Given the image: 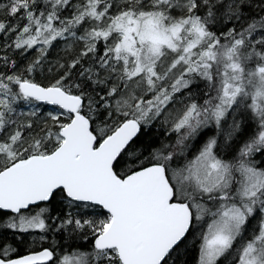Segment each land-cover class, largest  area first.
<instances>
[{
  "label": "snow or ice",
  "instance_id": "6c2138e0",
  "mask_svg": "<svg viewBox=\"0 0 264 264\" xmlns=\"http://www.w3.org/2000/svg\"><path fill=\"white\" fill-rule=\"evenodd\" d=\"M0 264H264V0H0Z\"/></svg>",
  "mask_w": 264,
  "mask_h": 264
}]
</instances>
